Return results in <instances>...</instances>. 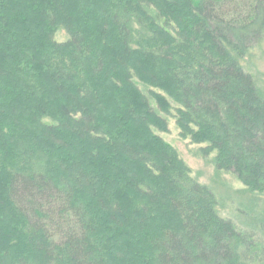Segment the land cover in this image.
Here are the masks:
<instances>
[{"label":"trees","instance_id":"16d2710c","mask_svg":"<svg viewBox=\"0 0 264 264\" xmlns=\"http://www.w3.org/2000/svg\"><path fill=\"white\" fill-rule=\"evenodd\" d=\"M263 37L264 0H0V264H264L139 87L262 189Z\"/></svg>","mask_w":264,"mask_h":264},{"label":"rangeland","instance_id":"374dc122","mask_svg":"<svg viewBox=\"0 0 264 264\" xmlns=\"http://www.w3.org/2000/svg\"><path fill=\"white\" fill-rule=\"evenodd\" d=\"M174 27L172 26V33L176 31ZM55 39L58 42L68 40V35L62 27L55 32ZM238 62L244 72L251 76L264 99V37L259 43L244 51L238 57ZM139 87L167 123L165 130L155 129L156 134L176 150L188 169L189 177L212 192L215 209L221 217L232 220L239 228L255 231L256 242H261L264 249V188L251 189L232 172L217 167L215 162L217 152L213 150L205 153L203 148L208 144L192 141L191 136L183 133L179 127L177 110L180 105L166 97L170 108L168 113L163 112L160 110L161 103L157 104L155 99L150 97L148 87L140 83ZM21 248L22 246L18 247Z\"/></svg>","mask_w":264,"mask_h":264}]
</instances>
